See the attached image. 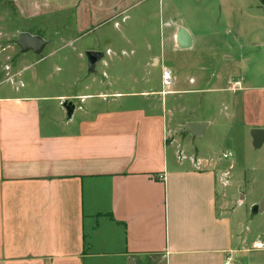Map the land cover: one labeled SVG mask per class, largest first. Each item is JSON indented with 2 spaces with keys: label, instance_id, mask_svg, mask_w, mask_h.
Masks as SVG:
<instances>
[{
  "label": "crops",
  "instance_id": "0c3cea01",
  "mask_svg": "<svg viewBox=\"0 0 264 264\" xmlns=\"http://www.w3.org/2000/svg\"><path fill=\"white\" fill-rule=\"evenodd\" d=\"M0 2L49 49L0 51V264H254L229 170L235 131L264 129L261 0Z\"/></svg>",
  "mask_w": 264,
  "mask_h": 264
},
{
  "label": "rangeland",
  "instance_id": "374dc122",
  "mask_svg": "<svg viewBox=\"0 0 264 264\" xmlns=\"http://www.w3.org/2000/svg\"><path fill=\"white\" fill-rule=\"evenodd\" d=\"M49 21L42 22L40 25L50 26ZM39 24V23H38ZM36 29L34 25L28 26L24 23L16 11L7 3L0 2V51L8 49L16 50L17 56L22 55L23 50L16 44L19 39L20 33L24 29ZM10 45L12 47H10ZM49 49L43 50L39 55L42 57L47 56ZM41 56H37L40 58ZM78 99L82 100L81 97ZM252 136V135H251ZM210 133L206 137H200L196 139L197 144L200 147L210 144L211 138ZM234 140L238 147L237 153L234 159L238 161L235 169L229 170L236 176L239 182H243L239 191L234 193L235 205L229 207V210L236 207L234 215L236 218H244L246 224L255 235L260 234L261 238H264V210L257 214L252 213L251 203L253 200H261V194L264 192V147L261 149L254 148L253 144L250 143V137H246L244 140L241 136L237 135V130L234 133ZM209 148V146L207 147ZM225 148L220 149L221 157L227 153ZM233 160V153L230 159L223 158V161L229 163ZM238 182V183H239ZM243 196V197H242ZM239 199V200H238ZM244 200L242 206H238L241 201ZM263 201V200H262ZM261 201V202H262ZM261 204V203H260ZM238 223V222H236ZM264 240V239H262ZM251 260L254 264H264V251L261 252H250L246 253L245 257L241 261L249 262Z\"/></svg>",
  "mask_w": 264,
  "mask_h": 264
},
{
  "label": "water",
  "instance_id": "95a60500",
  "mask_svg": "<svg viewBox=\"0 0 264 264\" xmlns=\"http://www.w3.org/2000/svg\"><path fill=\"white\" fill-rule=\"evenodd\" d=\"M178 41L181 48L188 49L192 46L193 40L191 35L186 29H181L178 35ZM16 44L23 50V52L32 51L35 54H40L47 42L39 35H33L29 32H22L19 35V39ZM88 64L91 70H94L103 56L102 52L89 51L87 52ZM64 107L67 110L68 116H71L74 110V103L71 100H68L64 103ZM207 127V123L204 122H194L186 125V131L193 136H201ZM253 138V146L255 148H260L264 142V129H254L251 132ZM264 209V199L261 204L258 206H253L252 212L257 213L259 210Z\"/></svg>",
  "mask_w": 264,
  "mask_h": 264
},
{
  "label": "built area",
  "instance_id": "2783aa9c",
  "mask_svg": "<svg viewBox=\"0 0 264 264\" xmlns=\"http://www.w3.org/2000/svg\"><path fill=\"white\" fill-rule=\"evenodd\" d=\"M1 49V45H0ZM176 82V74L173 72L172 69L168 67H164L162 70V94L167 95L172 93V88L175 86ZM232 156L231 153H225L223 154V158L227 159ZM227 176V173L225 174L224 177ZM223 177V178H224ZM223 181V179L221 180ZM253 249L258 250V251H264V240H258L257 242L254 243ZM224 264H237L235 262V258L232 255H228L225 259Z\"/></svg>",
  "mask_w": 264,
  "mask_h": 264
},
{
  "label": "trees",
  "instance_id": "16d2710c",
  "mask_svg": "<svg viewBox=\"0 0 264 264\" xmlns=\"http://www.w3.org/2000/svg\"><path fill=\"white\" fill-rule=\"evenodd\" d=\"M261 2L264 4V0H261Z\"/></svg>",
  "mask_w": 264,
  "mask_h": 264
}]
</instances>
